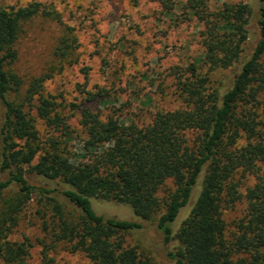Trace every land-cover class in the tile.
I'll return each mask as SVG.
<instances>
[{"label":"trees","instance_id":"1","mask_svg":"<svg viewBox=\"0 0 264 264\" xmlns=\"http://www.w3.org/2000/svg\"><path fill=\"white\" fill-rule=\"evenodd\" d=\"M149 1L166 12L181 3L183 15L203 26L201 58L172 72L183 107L159 111L142 126L123 122L118 111L83 108L79 151L69 149L74 131L62 104L46 92L51 76L26 81L16 69L26 26L58 14L36 0L0 4V264H28L31 244L11 235L36 196L53 213L57 241L73 242L90 264H159L142 245L126 246L125 235L142 224L97 215L93 199L128 205L155 223L166 244L177 243L170 264H264V0L250 53L253 9L246 2L212 9L211 0ZM79 47L67 28L54 55L63 62ZM89 71L82 70L85 87ZM101 92H85L86 101ZM40 124L52 130L45 140ZM32 176L53 188L31 184ZM249 176L255 184L243 193ZM169 182L173 189L160 196ZM243 200L244 214L228 224L225 214ZM50 250L42 251L43 264H56Z\"/></svg>","mask_w":264,"mask_h":264},{"label":"rangeland","instance_id":"2","mask_svg":"<svg viewBox=\"0 0 264 264\" xmlns=\"http://www.w3.org/2000/svg\"><path fill=\"white\" fill-rule=\"evenodd\" d=\"M31 1L0 0V4L9 8L24 6ZM36 1L47 10L55 11L59 17H37L26 26L18 45L16 69L26 81L51 76L45 82V89L48 94L58 97L62 104L60 111L68 117L74 131V139L69 143L71 151H79L82 147L84 135L80 113L83 108L101 112L103 116L118 111L123 122L142 126L151 123L159 111H176L183 107L172 72L174 68L186 67L201 58L203 26L193 16L183 15L181 3L173 11L166 12L159 3L149 0ZM225 2H246L253 9L249 27L250 53L260 37V2L211 0L210 5L217 9ZM67 28L74 30L80 47L71 58L60 62L54 50ZM84 68L90 70L87 87L82 76ZM101 90L99 97L86 101L85 92L97 94ZM261 120L264 122V110L261 111ZM39 128L42 139L49 138L52 130L42 124ZM29 181L38 187L53 186L34 176L29 177ZM244 182L243 193L255 184V178L249 176ZM172 189V183H167L160 196H166ZM91 205L99 216L142 224V230L125 235L126 246L142 245L159 264H170L168 252L174 250L177 243L166 244L155 223L142 221L128 205L94 199ZM246 206L243 200L229 210L225 214L228 224L238 220ZM187 208L181 211L174 226L181 225ZM66 210L73 217L79 216L70 207ZM54 229L52 211L45 208L44 202L36 196L20 216L11 239L29 241L32 247L28 264H43L41 253L46 246L51 249V258L56 264H90L84 253L74 249L73 242L57 241Z\"/></svg>","mask_w":264,"mask_h":264}]
</instances>
